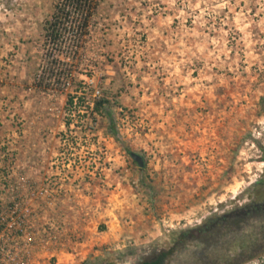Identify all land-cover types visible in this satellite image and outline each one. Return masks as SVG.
Returning <instances> with one entry per match:
<instances>
[{
  "label": "rangeland",
  "instance_id": "obj_1",
  "mask_svg": "<svg viewBox=\"0 0 264 264\" xmlns=\"http://www.w3.org/2000/svg\"><path fill=\"white\" fill-rule=\"evenodd\" d=\"M91 1L0 0V214L42 233L28 264H264V216L179 242L264 199V0Z\"/></svg>",
  "mask_w": 264,
  "mask_h": 264
},
{
  "label": "flooded vegetation",
  "instance_id": "obj_2",
  "mask_svg": "<svg viewBox=\"0 0 264 264\" xmlns=\"http://www.w3.org/2000/svg\"><path fill=\"white\" fill-rule=\"evenodd\" d=\"M262 216H264V199L250 203L249 205L245 206L240 212L234 211L221 217L212 218L195 230H190L188 232L182 231L179 235V242L183 243L195 240L201 243V245L204 244L206 247H209L211 245L212 247H217L215 248L216 252V249L226 247L224 244L226 243V239L229 234H231V231L237 228L239 229V226H241V224L247 223L249 220L252 219V217L254 219H258ZM227 232H229V234ZM259 235L255 231V233H253L252 235H249L248 237H243L242 239L238 240L237 245L231 243V246H236L239 249L244 250L248 248L249 245H252V243L256 242V239L260 237ZM174 247H176V245ZM162 255H164L165 260L167 255L163 251L159 253V255H157L154 260L144 261L141 264L156 261ZM214 264H219L218 260H216Z\"/></svg>",
  "mask_w": 264,
  "mask_h": 264
},
{
  "label": "built area",
  "instance_id": "obj_3",
  "mask_svg": "<svg viewBox=\"0 0 264 264\" xmlns=\"http://www.w3.org/2000/svg\"><path fill=\"white\" fill-rule=\"evenodd\" d=\"M40 230L37 232H30L27 226V215L22 213L16 218H12L10 222L5 223V216L0 214V264H28L29 258H32V249L35 240H39ZM12 237V242L16 239H23V247H7L5 241ZM37 236V238H36ZM47 236V235H46ZM56 236L53 242L56 241ZM50 240L52 238H49ZM42 241H46L41 237ZM56 243V242H55ZM16 252V253H15ZM17 254H22L21 259H16ZM18 257V256H17ZM28 258V259H27Z\"/></svg>",
  "mask_w": 264,
  "mask_h": 264
},
{
  "label": "trees",
  "instance_id": "obj_4",
  "mask_svg": "<svg viewBox=\"0 0 264 264\" xmlns=\"http://www.w3.org/2000/svg\"><path fill=\"white\" fill-rule=\"evenodd\" d=\"M70 2L76 4V6H91L92 1L91 0H69ZM60 10L62 11V7H57V13H55L51 20H49L47 22L46 25V40L48 42H52L54 40L57 39L58 36H60V34L57 31V27H58V23L60 21V15L59 12ZM74 102V98L71 97L70 98V104H73ZM93 112L94 113H98L101 114L102 116H104L108 122H109V126H108V132L111 136L115 137L117 140H120V136H119V130L117 127V122L116 119L114 117V113L112 111L111 108V104L109 99L103 97L101 99H99L98 101H96L94 103V108H93ZM264 151V149H263ZM166 256V255H165ZM164 261V255H162L158 260L153 261V262H146L144 264H162ZM89 264V262L87 263Z\"/></svg>",
  "mask_w": 264,
  "mask_h": 264
},
{
  "label": "water",
  "instance_id": "obj_5",
  "mask_svg": "<svg viewBox=\"0 0 264 264\" xmlns=\"http://www.w3.org/2000/svg\"><path fill=\"white\" fill-rule=\"evenodd\" d=\"M132 159L139 165L140 168H143L145 166L144 159L141 155L131 152L130 153Z\"/></svg>",
  "mask_w": 264,
  "mask_h": 264
}]
</instances>
